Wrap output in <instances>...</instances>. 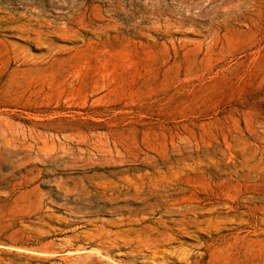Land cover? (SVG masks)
<instances>
[{
	"label": "rangeland",
	"instance_id": "1",
	"mask_svg": "<svg viewBox=\"0 0 264 264\" xmlns=\"http://www.w3.org/2000/svg\"><path fill=\"white\" fill-rule=\"evenodd\" d=\"M0 264H264V0H0Z\"/></svg>",
	"mask_w": 264,
	"mask_h": 264
},
{
	"label": "bare ground",
	"instance_id": "2",
	"mask_svg": "<svg viewBox=\"0 0 264 264\" xmlns=\"http://www.w3.org/2000/svg\"><path fill=\"white\" fill-rule=\"evenodd\" d=\"M155 253V252H154Z\"/></svg>",
	"mask_w": 264,
	"mask_h": 264
}]
</instances>
